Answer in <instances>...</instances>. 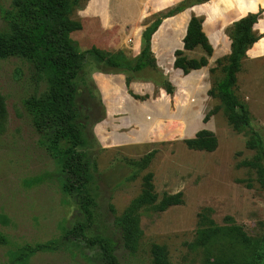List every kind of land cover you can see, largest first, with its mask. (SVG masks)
<instances>
[{"label":"rangeland","instance_id":"rangeland-1","mask_svg":"<svg viewBox=\"0 0 264 264\" xmlns=\"http://www.w3.org/2000/svg\"><path fill=\"white\" fill-rule=\"evenodd\" d=\"M12 2L0 0V30L5 28L1 13ZM177 8L182 12L165 17ZM251 14L257 16L252 31L259 39L242 60L235 95L247 105L252 129L264 138V0H80L73 9L70 19L81 29L70 38L80 53L122 52L129 60L143 49L145 29L162 18L150 40L158 64L154 71L142 77L107 72L86 55L84 72L93 94L82 89L78 77L84 139L78 149L95 163L89 186L94 223L84 229L85 236L68 234L84 223L83 216L77 200L60 189V161L39 149L23 111L21 101L32 92L28 67L18 59L0 61L5 110L0 117V232L8 241L0 246V264H103L99 249L85 238L94 234L117 243L118 264H151L152 245L166 249L170 264H202V252L192 244L204 209L217 225L230 217L248 236L264 237V191L254 173L241 166L254 156L245 147L247 136L235 133L220 110L206 118L219 105L208 95L222 76L221 68L212 71L215 62L230 54L232 24ZM200 131L215 137L213 152L186 147L184 141ZM147 156L149 163L140 167ZM146 174L152 175L158 200L181 193L183 203L160 213L139 212L131 249L115 220L141 193Z\"/></svg>","mask_w":264,"mask_h":264},{"label":"trees","instance_id":"trees-1","mask_svg":"<svg viewBox=\"0 0 264 264\" xmlns=\"http://www.w3.org/2000/svg\"><path fill=\"white\" fill-rule=\"evenodd\" d=\"M79 2L80 0H13L11 7L1 13L5 28L0 30V61L18 59L28 67L32 92L21 101L23 111L38 136L39 149L49 159L60 161V189L64 195L77 200L76 205L83 216L84 223L74 226L68 234L85 236L84 229L90 228L94 223L92 209L95 202L89 186L95 163L89 153L78 149L84 144L83 124L79 120L76 104L78 77L82 89L93 94L92 82L84 72L88 62L86 55L93 64L107 72H123L142 77L143 73L154 71L157 62L155 63L151 53L150 40L162 18L145 29L142 34L144 47L132 60L127 59L122 52L106 54L91 50L83 54L70 38L71 33L81 29L80 23L70 19ZM180 12L182 9L177 8L166 13L165 17ZM256 19L257 16L251 14L232 24L229 34L230 54L215 62L212 71L221 68L222 76L208 92L219 105L206 118L220 110L235 133L247 136L245 147L253 151L254 156L243 161L241 166L254 173L255 181L264 191V138L252 129V115L247 105L235 95L236 75L240 71L242 60L259 39L252 31ZM163 88L166 94H170L167 83L163 84ZM4 112L0 97V117ZM184 143L189 150L207 153L213 152L217 146L215 137L207 131L198 132L195 138ZM149 160L150 156L142 159L140 167L145 168ZM151 181L152 175L146 174L142 179L141 193L123 215L115 220L125 247L133 249L135 246L139 234V212L150 208L160 213L183 203L181 193L163 195L158 200ZM208 212L204 209L198 214L192 244L202 252V264H264V237L248 236L230 217H225L224 225H217ZM85 238L90 247L99 249L103 264H118L115 241L96 234ZM7 242L6 236L0 232V246L7 245ZM150 256L151 264H170L163 246L152 245Z\"/></svg>","mask_w":264,"mask_h":264},{"label":"water","instance_id":"water-1","mask_svg":"<svg viewBox=\"0 0 264 264\" xmlns=\"http://www.w3.org/2000/svg\"><path fill=\"white\" fill-rule=\"evenodd\" d=\"M264 20V19H263ZM160 27H161V24L159 25V27L157 28V30L154 32V34L153 35H155L159 30H160ZM261 40H264V38L263 39H261ZM174 47V46H173ZM173 47H172V49H173ZM176 47V46H175ZM174 47V48H175ZM158 65V64H157ZM198 132H195V134L191 137V138H189V139H193V138H195V135L197 134Z\"/></svg>","mask_w":264,"mask_h":264}]
</instances>
